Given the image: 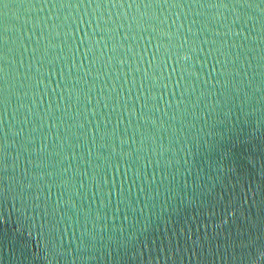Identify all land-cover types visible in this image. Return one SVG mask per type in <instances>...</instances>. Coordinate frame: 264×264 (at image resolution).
<instances>
[{
	"label": "water",
	"instance_id": "1",
	"mask_svg": "<svg viewBox=\"0 0 264 264\" xmlns=\"http://www.w3.org/2000/svg\"><path fill=\"white\" fill-rule=\"evenodd\" d=\"M0 264H264V0H0Z\"/></svg>",
	"mask_w": 264,
	"mask_h": 264
}]
</instances>
